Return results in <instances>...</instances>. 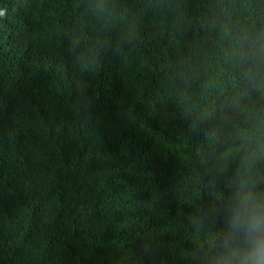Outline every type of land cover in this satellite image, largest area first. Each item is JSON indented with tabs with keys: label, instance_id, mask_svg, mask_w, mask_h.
<instances>
[{
	"label": "trees",
	"instance_id": "trees-1",
	"mask_svg": "<svg viewBox=\"0 0 264 264\" xmlns=\"http://www.w3.org/2000/svg\"><path fill=\"white\" fill-rule=\"evenodd\" d=\"M261 30L264 0H0V264H205L264 183Z\"/></svg>",
	"mask_w": 264,
	"mask_h": 264
},
{
	"label": "clouds",
	"instance_id": "clouds-1",
	"mask_svg": "<svg viewBox=\"0 0 264 264\" xmlns=\"http://www.w3.org/2000/svg\"><path fill=\"white\" fill-rule=\"evenodd\" d=\"M32 8L42 12L38 1L28 9ZM233 51L239 53L242 63L250 64L252 71L264 73V30L237 34ZM172 122L186 124L182 118ZM216 223L219 230L204 257L205 264H264V183L242 176L225 189L217 207Z\"/></svg>",
	"mask_w": 264,
	"mask_h": 264
}]
</instances>
